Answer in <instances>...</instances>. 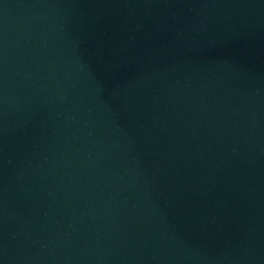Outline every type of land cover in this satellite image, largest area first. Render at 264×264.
<instances>
[{"label": "water", "instance_id": "water-1", "mask_svg": "<svg viewBox=\"0 0 264 264\" xmlns=\"http://www.w3.org/2000/svg\"><path fill=\"white\" fill-rule=\"evenodd\" d=\"M0 264H264V0H0Z\"/></svg>", "mask_w": 264, "mask_h": 264}]
</instances>
